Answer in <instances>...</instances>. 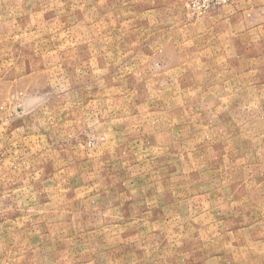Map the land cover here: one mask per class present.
<instances>
[{
  "label": "rangeland",
  "instance_id": "rangeland-1",
  "mask_svg": "<svg viewBox=\"0 0 264 264\" xmlns=\"http://www.w3.org/2000/svg\"><path fill=\"white\" fill-rule=\"evenodd\" d=\"M0 264H264V0H0Z\"/></svg>",
  "mask_w": 264,
  "mask_h": 264
}]
</instances>
